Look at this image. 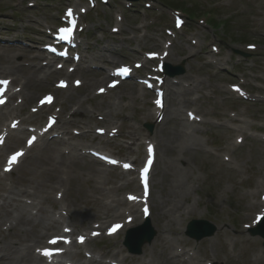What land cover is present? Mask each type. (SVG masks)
Listing matches in <instances>:
<instances>
[{"label": "rangeland", "instance_id": "1", "mask_svg": "<svg viewBox=\"0 0 264 264\" xmlns=\"http://www.w3.org/2000/svg\"><path fill=\"white\" fill-rule=\"evenodd\" d=\"M64 1L66 0H0V54H3L2 49L10 47L16 56V63L22 65L29 61L22 58L24 51H33L34 54L30 57H35L42 51L41 42L52 39L48 36V29L60 25V17L68 7H62ZM33 4L36 6L29 7ZM73 4L83 14L80 26L87 27L82 35L83 58H88L90 52H104L107 46L118 53L130 55L133 59L141 58L144 62L152 63L158 56L167 55L171 58L169 64L158 61L153 64L145 63L147 70L135 71L133 76L141 79L142 86L143 81H152L157 85L165 81L174 90L179 87L187 89L193 79L198 80L204 87L203 94L188 95L189 102L183 111L186 117L191 116V123H195V129L199 130L193 134L199 144V151L190 154L189 151L178 149L172 156L178 163L173 164L174 173L168 178L167 184L175 190V196L159 204L160 213L164 208H169L171 202H177L183 208L191 207L193 212L164 218L157 214L159 212L154 207L156 205L152 203L153 217L149 220L156 236L150 244L142 248L141 254L136 255L129 254L123 246L127 231L118 237L110 236L109 230L114 226L110 227L106 222L105 232L101 233L96 229L89 234V239L92 236L94 242L89 248L83 246L84 261L96 260L105 264H170L169 260L173 258L171 252L174 250L184 254L182 262L185 261V264H264L263 240L253 238L248 233V227L264 212V0H140L137 3H127L124 0H110L107 3L103 0H72L70 5ZM110 13L112 16H109ZM122 19L127 21L130 29L122 35L116 34L118 23ZM143 37L146 39L143 40ZM151 37L160 40L161 45L156 47L157 52L142 49L155 47ZM135 38L140 41L139 45L129 42ZM103 54H106L109 63H96L100 70L122 65L121 61L114 62L108 52ZM125 61H129L128 58ZM45 63L46 61H42L40 65L44 67ZM208 63H222L226 69L215 68ZM165 65L171 66L167 69L169 75L162 71ZM88 66L91 68V65ZM179 68H182L183 73H180ZM57 81L50 89L52 92L57 87ZM76 82L79 81H75V84ZM108 84L109 79L105 86L95 90L93 95L102 89L108 93L103 100L100 98L96 102L117 101L120 95L125 93L124 102H116L120 115L113 120H106L111 121L114 130L120 134L129 136V133H132L139 139V143L132 145L131 139L120 137L116 142L121 148H103L97 147V144L91 147L93 139L83 136H80L83 140L76 142L86 144V147L94 148L95 151L112 153L119 158L122 156L127 161L134 162L137 158L138 161L133 166L137 174L129 176L126 173L125 178H122L118 173H113L109 175L108 183L99 186L91 178L90 167L81 165L74 170L70 169L69 181L72 179V183L69 185L76 190L75 198L78 201V210L74 208L72 215L79 228L95 221L93 216L96 213L110 211L106 204L109 196L123 200L132 196L133 186L126 185L134 177L139 179L145 146L155 135L160 136L162 132V127L156 126L152 119L146 118L151 103L156 100V93L137 85L139 99L134 102L128 93L136 82H128L116 90L109 89ZM19 88H22L21 85ZM237 89L241 95L250 99L241 98L240 94L231 92ZM12 90L15 92L18 89L15 87ZM46 90L47 88L42 90L40 98L51 93H44ZM81 93V89L78 90L77 94ZM39 100L30 103L24 112H16L12 118L25 122L26 112L35 108L36 104L40 103ZM55 101L57 103L51 109L53 115L62 109V101L58 103L57 98ZM14 102L18 104L20 100L14 99ZM171 106L168 102L167 108ZM86 107L92 112L93 105L87 104ZM153 108L156 109V106ZM7 111L8 109L2 110L0 116ZM98 116L96 118H99ZM40 120L44 123L46 118ZM10 122L11 120L2 122L0 129L5 125L7 127ZM36 122L38 121H35V124ZM110 124L96 126L93 123L92 131H95V135L96 130L104 129L108 132L107 126ZM147 126H152V131H149ZM78 130L81 129L71 128L74 136L80 133ZM230 132L236 134L230 137ZM243 133L244 135H241ZM68 142L76 143L73 140ZM13 145V149L21 147V144L16 145L14 142ZM127 147H131L132 152ZM10 151L12 150L5 152V156ZM35 153L13 174L8 175L3 185L0 184V208L7 207L5 200H8V203L12 201L9 189H24V179L29 180L26 165L34 160ZM158 156L155 168L157 172L168 160L161 150ZM38 165L40 170L44 167L41 163ZM1 168L0 164V174ZM153 175L155 177L151 179V195L159 199V186H155L158 177L155 173ZM177 183L183 186L181 189H189L186 196L177 195ZM138 192L141 193L139 183ZM27 199L23 201H28L30 206H34V201ZM57 207L60 209L64 205ZM8 210L0 211V215L6 216L4 214ZM44 211L49 216L59 214L58 209H53L50 203L44 206ZM121 211L130 213L126 207ZM32 212L34 215L41 214L37 208L31 210ZM139 215L143 216L142 208ZM88 216L91 220L88 218L81 226L80 221ZM192 221H206L215 228L214 235L197 242L186 234L187 226ZM168 222L171 228H165ZM137 226L139 225L136 224L135 227ZM97 227L98 224L93 223L91 228ZM3 230L7 232V226H4ZM165 245H169L171 249L164 251ZM39 251L36 250V254ZM101 251L109 254L101 255ZM114 253L121 256L115 258ZM125 257L127 263L123 261Z\"/></svg>", "mask_w": 264, "mask_h": 264}, {"label": "bare ground", "instance_id": "2", "mask_svg": "<svg viewBox=\"0 0 264 264\" xmlns=\"http://www.w3.org/2000/svg\"><path fill=\"white\" fill-rule=\"evenodd\" d=\"M70 4H72V0H66L62 2V7L70 6ZM72 12L76 15V18H81L75 7ZM109 16H112V14L110 13ZM137 21L138 19H136V22ZM129 27L130 26L128 25L127 21L122 20L118 23V34L122 35L126 30L130 29ZM145 39L146 37H143V40ZM150 39L153 40V44L155 47L150 49L147 47H143L142 49H146V51L150 50L157 52L156 47H159L161 45L159 44L160 40L156 37H151ZM129 42L131 44L138 43V45L140 43L137 38H135L134 40H129ZM109 48L110 46H107L103 51L108 52L110 58H113L115 60L114 62L121 61L123 65H125L123 62L127 64L139 62L142 64L143 68H145V63H151L150 61L144 62L143 60H141V58L133 59V57H129L130 55H124L123 52L118 53L117 50ZM2 50L3 54H0V78L8 80L10 87H16L19 89V86L21 85L22 88H20L19 91L14 95V97L11 98L12 105L9 107L8 111L0 117V123L7 121L9 117L14 116L15 113L19 110L20 112H24V110L30 103L36 101L37 99L39 100L40 94L44 88H47L44 93L51 92L53 95L55 93L58 99V103L62 101V103L60 104L62 106V111H60V113L57 115L56 126L49 129V132L53 131L54 129L61 131V134L58 136L61 138L51 140L46 137L42 142L33 143L34 146L28 149L29 152L26 155L33 157V154L36 152L33 158L34 160L26 165L29 180L24 179V182L22 183L26 184L23 185L24 189L14 187L12 189H9L8 193L9 196L12 197V201L8 203V200H5L7 207L5 209H3V207L0 208V211L8 210L9 207L11 209L6 211V213L4 214L6 216L0 215V264H48L44 260V258L36 255L35 251L40 248H45V246L47 245L46 239L50 234L58 235L60 233H64L63 226L67 223L73 224H70V227L74 228L72 233L75 232L72 238H75L78 235H82L88 248L94 242V240L92 239L88 240L89 234L96 229L98 231H104V225L106 224V222H108V224L112 226L115 223L122 224L120 231L116 234L118 237L123 232L135 227L136 224L140 226V224L142 225L144 223L146 218L144 217V215H139L140 208L142 206H149L151 217H153L152 203L156 205L154 207L157 212H159V204L165 203L168 198L175 196V190L170 187V184H167L169 180L168 178L174 173L175 166H173V164L178 163V161L173 159L172 156L178 149L189 151L190 154H195L199 151V144L193 137V134L198 133L199 130L195 129V123H191L192 120L189 116L186 117V115H183V111L184 106H186V104H188L189 102V94L196 93L198 95H201L204 93V87H202V83H199L198 80L191 79L192 83L189 88L186 89L184 87H179L174 90L168 84V82H164L162 88H160V90L164 93L162 110H155V108H153L154 103L152 102L151 107L149 108V112L146 115V118L152 119L155 122L156 126L158 125L160 128L162 127L160 136L155 135L153 137V140H149L150 142L147 143V145L151 147L156 155V161L151 173L152 175L153 173H155L156 177H158L156 179L157 183L155 184V186H159V199H155L152 197V195L149 194V198H147L146 202H144V199L146 197L143 194L139 195L138 181L134 177L130 182L127 183L126 186H133V192L137 197V202H130L127 199L123 200L117 197L109 196L108 199H106V204L108 210L110 211H107L105 213H96L93 216V219L95 221L79 228L72 217L73 209L75 208V210H78V201L75 198L76 190L74 188H71L69 185V183H72V179H70L69 181L70 169L74 170L81 165L90 167L89 172H91L92 174L91 178L99 186L108 183L109 175L111 173H116L114 171L115 168L120 177L125 178V173L120 167L111 168L104 163H99L98 161L93 160L92 157L86 154L87 151H90L89 148L86 147V144L77 143L76 141L83 140V138L86 137H91L93 139L92 142L95 141L94 143H91L92 147L96 144V141H99V143H97L98 146L105 144L103 148H105L108 144L115 145L116 140H110L107 135H104L102 137L95 135L92 131V124L94 123L96 124V126L100 124H103L104 126H106V124H110L111 121H107L106 119L113 120L114 117L117 118L120 115L117 111L119 106L116 102H124L123 98H125L126 95L125 93H122V96L120 95V98H118L119 100L117 101L113 100L112 102H107L100 100V102H96L98 99L102 98L103 100L106 97L105 95H93V93L96 89L106 85L108 78L111 77L108 72L93 71L92 69H86L83 67L80 68L78 66V68L74 72L69 73L65 69L58 70L54 68L53 63L51 62L47 66L43 67L40 64L42 63V61H45V59L46 61L47 59L49 60V57L42 51L38 52L35 57H30L31 54H34L33 51H24L22 54V58L26 60L29 59V61L26 62L28 63V65H26V63L22 65L16 63V56L14 55V53L12 52L13 50L10 47L4 48ZM104 52H93L91 55H89L88 58L85 57L83 59V65L88 64L89 62L91 64L94 63L93 65H97L96 63H109V61L107 60L108 57L106 56V54H103ZM134 54L136 56H139L135 52ZM119 56H121L122 58H120ZM127 58L129 61L126 62L125 60H127ZM170 59L171 58L167 55H161L155 58L151 64L155 63L156 61L169 64ZM114 62H112V64L116 65ZM208 64L212 65L215 68H222V70L226 69V66L222 63ZM58 79H64L69 83H71L74 79H78L82 81V86L79 89H75L71 84L68 92H62V90L58 89H55L52 92V90L50 89L53 88L54 82H56ZM135 86H133L131 90H129L128 95L134 102H137V100L139 99L137 97V84H135ZM140 88L144 89V87H142L141 85ZM80 89L82 93L81 95H78L77 93L78 90L80 91ZM214 91L215 90H213V92ZM151 94L152 93H150L149 95L151 96ZM204 96L206 97L207 95ZM14 99L20 100V103L17 106H15V102L13 101ZM168 102L172 104V106L170 107L171 109L167 108ZM87 104L93 105L92 112L86 109ZM48 108L49 107L47 106L40 107L37 115L50 112L51 109ZM172 109L174 111H172ZM96 116L103 117V121L99 122V118H96ZM37 118L38 117H36V119ZM29 121L34 122L35 115L29 116L25 120V122ZM11 122H14V120H11ZM72 127H79V129L86 131V133L81 135L83 136V138L72 135ZM107 128L110 130L109 133H112L114 125L111 123L109 126H107ZM234 134L236 133L230 132L229 136L232 137ZM14 135V138L22 140L27 135V132L18 130ZM241 135H244V133ZM117 137H125L126 139H131L132 145H137L139 143V139L137 140V138L133 136L132 133H129V136L119 133L115 136V139H117ZM71 139L76 143L68 142V140ZM10 147L11 140L7 142L6 147H4L3 149L0 148V162L4 157L5 148L9 149ZM127 149L132 152L131 147H127ZM192 149H194L195 151ZM159 150L162 151V153L165 155V159L168 158V160L166 161V164L161 165V168L157 172V170L155 171V168L157 167ZM120 158L124 161L126 159L122 158V156H120ZM145 160L146 157L142 159V164L145 162ZM137 161L138 159L136 158L134 160V164ZM40 163L44 166L41 170L38 167V164ZM111 169H113V171H110ZM135 172L136 171L131 170L129 171L128 175L135 176ZM7 176L8 175H5L4 177L0 176V184L3 185V183L6 181ZM153 177H155V175H153ZM182 187L183 186H181L180 183H177L176 188L179 189L177 195L181 194L186 196L189 189L185 188L184 190L181 189ZM58 193L62 194L61 202L58 199H54L55 196L53 195L56 194L57 196ZM150 193H152V190ZM23 198L32 199L34 201V206L25 204L22 201ZM140 198H142L141 201H139ZM93 202L95 203L96 201ZM103 202L104 200L102 201V203ZM48 203L52 204L53 208L54 206L59 204L64 205L63 214H65L70 220H66V218H64L63 216H60V220H55L52 216L46 214V212L44 211V206ZM124 207H126L128 211H130V213L121 211ZM35 208L40 209L41 214L33 215L31 213V210ZM161 212L162 213L159 212L157 214H159L161 217L166 218L167 216L175 217L178 214L179 216H183L186 213L190 214L193 212V209L191 207L183 208L180 207L179 203L171 202L169 204V208H164L163 210H161ZM262 216H264V212L257 216L255 222H257ZM88 218L89 220H91V217L88 216L80 221L81 226L84 225L85 220H87ZM93 223L98 224V227L91 228ZM4 226H7L8 234L3 230ZM167 227L171 228L169 222L165 224V228ZM82 231L87 232L85 233L87 235L84 234L83 236ZM69 236L71 235L69 234ZM140 236L141 234L133 237L132 241L137 242ZM58 244L61 245L62 243L59 242ZM71 247L73 250H75V252L71 250L66 255H69L72 261H75L78 264H105L97 263L96 260H88V262L84 261L85 256L82 251L83 247H80L79 244L74 240L71 244ZM168 248L171 249L169 245H165L164 251H167ZM99 253L101 255L109 254L106 253V251H101ZM171 254L173 258L169 260L170 264H185V261L182 262L184 254L176 253L174 252V250L173 252H171ZM118 256L121 255L114 253L115 258H117ZM123 261L125 263L128 262L126 257L123 259Z\"/></svg>", "mask_w": 264, "mask_h": 264}, {"label": "water", "instance_id": "3", "mask_svg": "<svg viewBox=\"0 0 264 264\" xmlns=\"http://www.w3.org/2000/svg\"><path fill=\"white\" fill-rule=\"evenodd\" d=\"M180 73H183V70H180ZM214 233L215 228L209 223L203 221H194L189 225L187 235L199 242L204 238L213 236ZM140 234L141 236L137 242H133L132 239H130L132 242L129 241L127 244L129 250L134 254H141L143 246L145 244H150L156 236V233L153 231V229H151L150 225H147L145 228H143ZM252 235L259 236L264 239V221L256 230L252 231Z\"/></svg>", "mask_w": 264, "mask_h": 264}, {"label": "snow or ice", "instance_id": "4", "mask_svg": "<svg viewBox=\"0 0 264 264\" xmlns=\"http://www.w3.org/2000/svg\"><path fill=\"white\" fill-rule=\"evenodd\" d=\"M68 15L69 16H71L72 15V12H71V10H69V13H68ZM74 23V22H73ZM61 39H64V40H70L71 39V37H72V35H73V28H62L61 30ZM131 70L129 69V68H127V67H124V68H120V69H118V75H127L129 72H130ZM0 83H8L7 81H2V82H0ZM77 84H79V82H77ZM61 86L62 87H66L67 85L65 84V83H61ZM238 91H239V89H237ZM101 91H103V89L101 90ZM48 99V101L49 102H51V97H48L47 98ZM157 103L159 104L160 102L159 101H157ZM35 138L33 137V140H34ZM33 141H29L28 143H29V145L32 143ZM23 155V153L22 152H18V153H16V154H14L13 156H11V158H10V160H9V165H11V164H13V163H15V162H17V160H18V157L19 156H22ZM113 163H115V161H113ZM149 163H151V162H149ZM125 167H129V165H125ZM8 170H10V168L8 169ZM147 172V169H145V173ZM145 181H146V177H145ZM133 199H135V197H133ZM147 211V210H146ZM121 227V225H116L113 229H112V231L114 232L116 229H118V228H120ZM81 239V242H83V238H80ZM50 243L51 244H53V245H55V244H58L59 243V238H57V239H53L52 241H50ZM53 253L51 252V251H49V250H45L44 251V255L45 256H50V255H52Z\"/></svg>", "mask_w": 264, "mask_h": 264}]
</instances>
